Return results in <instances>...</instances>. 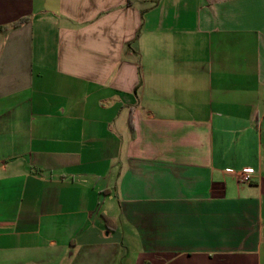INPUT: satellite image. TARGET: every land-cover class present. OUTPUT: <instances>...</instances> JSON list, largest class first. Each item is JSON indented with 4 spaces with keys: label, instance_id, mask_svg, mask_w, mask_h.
<instances>
[{
    "label": "crops",
    "instance_id": "crops-1",
    "mask_svg": "<svg viewBox=\"0 0 264 264\" xmlns=\"http://www.w3.org/2000/svg\"><path fill=\"white\" fill-rule=\"evenodd\" d=\"M0 264H264V0H0Z\"/></svg>",
    "mask_w": 264,
    "mask_h": 264
},
{
    "label": "built area",
    "instance_id": "built-area-1",
    "mask_svg": "<svg viewBox=\"0 0 264 264\" xmlns=\"http://www.w3.org/2000/svg\"><path fill=\"white\" fill-rule=\"evenodd\" d=\"M230 171L233 172L232 170ZM253 173L254 172L252 169H244L241 172H238L237 175L239 176L241 181L249 182L251 180Z\"/></svg>",
    "mask_w": 264,
    "mask_h": 264
},
{
    "label": "trees",
    "instance_id": "trees-1",
    "mask_svg": "<svg viewBox=\"0 0 264 264\" xmlns=\"http://www.w3.org/2000/svg\"><path fill=\"white\" fill-rule=\"evenodd\" d=\"M24 21H26L25 18H24V19H21L19 23L24 22ZM131 126H132V125H131ZM104 218H105V221L108 222V219H107L106 217H104Z\"/></svg>",
    "mask_w": 264,
    "mask_h": 264
}]
</instances>
